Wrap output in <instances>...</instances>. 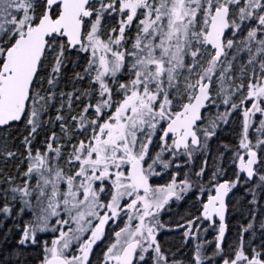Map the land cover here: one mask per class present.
Segmentation results:
<instances>
[{
	"label": "snow or ice",
	"instance_id": "obj_1",
	"mask_svg": "<svg viewBox=\"0 0 264 264\" xmlns=\"http://www.w3.org/2000/svg\"><path fill=\"white\" fill-rule=\"evenodd\" d=\"M0 264H264V0H0Z\"/></svg>",
	"mask_w": 264,
	"mask_h": 264
},
{
	"label": "rangeland",
	"instance_id": "obj_2",
	"mask_svg": "<svg viewBox=\"0 0 264 264\" xmlns=\"http://www.w3.org/2000/svg\"><path fill=\"white\" fill-rule=\"evenodd\" d=\"M229 137H227V134L225 135V139H228ZM240 217L238 214H235L233 216L229 217V222H231V235L234 236L235 235V226L238 223Z\"/></svg>",
	"mask_w": 264,
	"mask_h": 264
},
{
	"label": "flooded vegetation",
	"instance_id": "obj_3",
	"mask_svg": "<svg viewBox=\"0 0 264 264\" xmlns=\"http://www.w3.org/2000/svg\"><path fill=\"white\" fill-rule=\"evenodd\" d=\"M183 212L184 209L183 208H179V209H174L173 215L175 214V212ZM165 219H167V216L165 217ZM229 222V221H228ZM229 229H230V222H229ZM230 233H231V229H230ZM232 234V233H231ZM209 238H211V236H209Z\"/></svg>",
	"mask_w": 264,
	"mask_h": 264
},
{
	"label": "trees",
	"instance_id": "obj_4",
	"mask_svg": "<svg viewBox=\"0 0 264 264\" xmlns=\"http://www.w3.org/2000/svg\"><path fill=\"white\" fill-rule=\"evenodd\" d=\"M230 224H231V222H230ZM230 229H231V225H230Z\"/></svg>",
	"mask_w": 264,
	"mask_h": 264
}]
</instances>
